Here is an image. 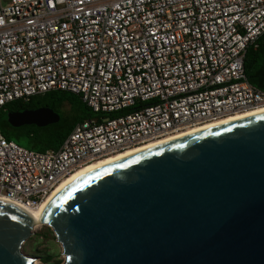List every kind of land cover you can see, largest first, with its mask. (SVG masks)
<instances>
[{"label":"built area","instance_id":"2783aa9c","mask_svg":"<svg viewBox=\"0 0 264 264\" xmlns=\"http://www.w3.org/2000/svg\"><path fill=\"white\" fill-rule=\"evenodd\" d=\"M263 35L264 0H0V110L65 91L94 115L55 151L0 133V200L36 208L86 164L264 106Z\"/></svg>","mask_w":264,"mask_h":264},{"label":"water","instance_id":"95a60500","mask_svg":"<svg viewBox=\"0 0 264 264\" xmlns=\"http://www.w3.org/2000/svg\"><path fill=\"white\" fill-rule=\"evenodd\" d=\"M47 108L14 113L45 126ZM37 225L61 264H264V113L127 156L66 185L38 220L0 200V264H33Z\"/></svg>","mask_w":264,"mask_h":264},{"label":"trees","instance_id":"16d2710c","mask_svg":"<svg viewBox=\"0 0 264 264\" xmlns=\"http://www.w3.org/2000/svg\"><path fill=\"white\" fill-rule=\"evenodd\" d=\"M244 72L248 82L264 92V35L259 38L256 48L246 51ZM64 106L68 107L65 112L61 111ZM37 108L52 110L59 116L58 121L45 126L14 127L5 120L8 114ZM91 117V111L81 101L80 96L65 91H53L33 96L27 102L16 100L3 106L0 110V133L4 139L24 145L35 152L55 151L76 124ZM37 255L42 262L51 263L52 254L38 252ZM52 263L61 264L57 260Z\"/></svg>","mask_w":264,"mask_h":264},{"label":"bare ground","instance_id":"6f19581e","mask_svg":"<svg viewBox=\"0 0 264 264\" xmlns=\"http://www.w3.org/2000/svg\"><path fill=\"white\" fill-rule=\"evenodd\" d=\"M261 113H264V106L259 107V108L254 109V110H251V111H247L245 113H240V114L228 116V117L222 118V119L214 121V122L205 123V124L197 125V126L190 127L187 129H183L181 131H178V132L173 133L171 135L165 136L163 138L156 139L154 141H150V142L144 143L142 145L129 148V149L124 150L122 152L110 155L108 157L99 159V160L91 162L89 164H86V165L80 167L79 169L75 170L68 177H66L61 183H59V185H57V187L49 194V196L36 208H29V207H26V206L21 205L19 203L12 202V201L5 200V199H1V200H4L6 202H10V203L18 206L19 208H21L25 212H27L32 218H34L35 220H38L39 215L42 212L43 208L45 207L47 202L56 193H58L60 190H62L66 185L70 184L71 182L77 180L78 178L88 174L89 172H91L97 168L103 167L107 164H110L112 162H115L117 160L125 158L127 156H131L133 154L142 152L144 150H147L149 148L164 144L166 142L176 140L178 138H181V137H184V136H187V135H190V134L202 131V130L213 128V127H216L217 125L234 122V121H237V120H240L243 118H247L250 116L258 115ZM34 264H39V263L35 261Z\"/></svg>","mask_w":264,"mask_h":264},{"label":"rangeland","instance_id":"374dc122","mask_svg":"<svg viewBox=\"0 0 264 264\" xmlns=\"http://www.w3.org/2000/svg\"><path fill=\"white\" fill-rule=\"evenodd\" d=\"M67 110H68V107L64 106L61 111L65 112ZM19 112H22V111H18L14 113L16 114ZM14 113L6 115L7 117L5 116V120L7 121V118ZM92 117H94V115H92ZM29 125L30 124H23V125H20V127L29 126ZM19 146L29 150L24 145H19ZM21 252L24 255L35 257L36 258L35 261L38 262L39 264H54L52 262H54L55 260L60 261L62 263V261L64 260V257L62 255V248L57 243L53 232L47 226L38 225L37 227H35L33 231V236L30 237L28 240H26L21 246ZM38 252H40L41 254L43 253L52 254L51 263L42 262L41 259L39 258V255H37Z\"/></svg>","mask_w":264,"mask_h":264}]
</instances>
